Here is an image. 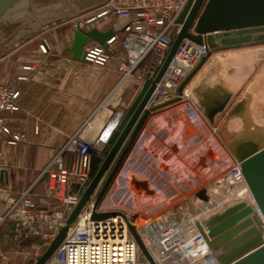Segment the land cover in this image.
Masks as SVG:
<instances>
[{
    "label": "water",
    "instance_id": "obj_1",
    "mask_svg": "<svg viewBox=\"0 0 264 264\" xmlns=\"http://www.w3.org/2000/svg\"><path fill=\"white\" fill-rule=\"evenodd\" d=\"M8 1L0 0V13ZM107 2L108 0L89 1L88 4H82V10L102 6ZM95 20L96 17L83 25L76 23L70 46L74 58L84 59L83 46L88 41L95 40L104 44L111 34L110 31L102 34L96 28L87 30L86 27ZM173 23L176 31L162 58L155 59L149 51L131 71V74H134L145 62L150 61L149 70L139 92L113 132L90 146L85 187L79 192L77 203L71 208L51 242L33 264H45L48 261L86 203L91 204L92 220L119 214L116 211L96 210L147 116L156 108L179 100L185 86L212 53L263 44L264 0H186ZM33 31L34 29L17 31L9 44L25 38ZM232 32L236 33L228 34ZM217 33H221L220 36L213 35ZM209 34L213 36L208 38ZM184 38L204 45L205 50L195 66L186 71L178 81L175 87L176 96L169 101L155 104L151 102L152 96L167 74L176 50ZM195 93L197 110L210 130L196 118L190 119L184 111L181 115L166 112L169 122L164 127V138L168 146L181 159L200 171H205L212 165L207 162V155L211 150L214 149L217 156L224 158L229 154L238 165L246 188L228 197L225 184L220 179H215L198 190L194 194L195 203L206 209V212L153 244L151 253L157 264H264V127L249 122V101L246 94L234 92L220 83L207 85L205 82L201 83ZM111 99L108 98L88 119L77 139ZM149 101V107L146 108ZM232 119L240 120L241 124L237 130L228 132L226 126ZM216 138L223 148L219 147ZM157 164L159 165L158 161ZM161 167L170 171L175 164ZM142 173L145 172H141V175L132 173L129 191L152 194L156 181ZM3 180L6 184L9 180L5 169L0 170V183ZM78 187V183L72 184L74 190ZM130 229L139 241L133 227L130 226ZM140 246L152 262L141 242Z\"/></svg>",
    "mask_w": 264,
    "mask_h": 264
},
{
    "label": "crops",
    "instance_id": "obj_2",
    "mask_svg": "<svg viewBox=\"0 0 264 264\" xmlns=\"http://www.w3.org/2000/svg\"><path fill=\"white\" fill-rule=\"evenodd\" d=\"M104 5L82 10L84 6L79 3L76 5L73 0H9L0 13V48L9 47L14 55V58L5 62L0 59V83L20 90L16 110L0 113V123L5 126V131L0 134V170H7L9 178L7 184L5 180L0 183V212L26 189L30 190L38 207L58 209L60 203L47 196L44 168L68 142L77 138L88 119L108 98H112L79 140L93 146L100 138H106L139 92L150 61L145 62L134 74L128 75L119 72L117 66L119 60L127 56L123 46L125 36L136 34L144 27L139 28L134 23L135 18L118 19L110 13H102ZM91 16H95L96 20L86 27L87 30L96 28L102 34L110 31L111 34L105 41L115 37L113 44L107 49L109 59L102 66L74 58L70 49L76 23L83 25ZM21 29L34 31L9 44ZM43 40L48 44L46 53L39 48ZM90 42L97 43L90 40L86 44ZM139 49L134 47L131 55L139 54ZM21 75L28 76L29 80H17V76ZM180 79L177 76L173 80L178 83ZM176 83L174 85L177 86ZM169 86L170 84L164 87L162 80L151 102H165L160 97ZM184 99L188 101L185 95ZM149 104L150 101L146 108ZM169 105L150 112L129 148L121 165L126 166L124 168L127 171H123L128 173L131 180L132 173L141 175L144 171L142 174H147L151 180L156 181L163 175L161 165H170L168 159L172 158L166 154L168 151L184 161L168 146L164 138V127L169 122L166 112L181 115L183 111L180 107L169 108ZM206 127L209 129L207 125ZM60 160L66 164L69 160L68 153H61ZM125 161L127 165L124 164ZM129 188L127 185L128 193ZM164 195L165 191L151 196V199L141 205V209L147 214L150 210L157 211L163 206L160 202ZM7 225L11 229L6 232L9 236H3L8 240L10 250V261L6 264H27L31 255L11 253L13 228L11 224ZM2 257L4 260L8 259L7 256Z\"/></svg>",
    "mask_w": 264,
    "mask_h": 264
},
{
    "label": "built area",
    "instance_id": "obj_3",
    "mask_svg": "<svg viewBox=\"0 0 264 264\" xmlns=\"http://www.w3.org/2000/svg\"><path fill=\"white\" fill-rule=\"evenodd\" d=\"M185 1L108 0L102 13H110L118 19L135 18L134 23L139 28L144 27L142 31L136 34L125 36L123 46L127 56L118 62L117 70L119 72L124 75L130 74L141 58L149 51L155 59L162 58L173 33L176 31V29L173 30L175 28L173 20L181 11ZM94 18L95 16H91L86 22ZM114 40L115 37L112 36L104 44L94 42L86 44L84 60L96 65H104L109 59L107 49ZM191 42L197 44L184 38L174 55V57L176 55L179 57L183 66L174 65L170 67L178 73L180 78L186 71L195 66L204 52L202 45L191 46ZM134 47L140 48L139 54L131 55ZM39 48L43 53H46L47 42L43 40ZM17 80L27 82L29 77L21 75L17 76ZM19 96L18 87L10 88L0 85V113L5 110H16V100ZM4 131L5 126L0 123V134ZM64 151L69 155L66 164L60 160V154ZM89 153L90 146L75 138L68 142L58 156L44 168L43 175L47 180V196L58 201L60 208L38 207L30 194V190L26 189L0 214V228L5 224H11L13 228L11 253L31 255V260L27 264H33L34 260L41 254L43 244L53 239L69 211L77 203L79 192L84 189L86 184ZM225 177L237 187H241L237 194L246 188L236 163L226 172ZM73 183L79 184L77 190L72 188ZM114 211L119 214L106 219L92 220L90 218L91 204L86 203L72 225V230L69 229L64 240L45 264H152V262L157 264L150 250L152 246L148 245L147 240L140 232L152 218L149 219L146 216L143 219L136 213L129 214L126 210L116 209ZM169 211H173V208ZM205 212L206 209L196 205L194 196L188 198L183 203L181 215L184 214L185 219L181 226ZM130 226L133 227L139 241L132 233ZM140 242L151 256L152 262L143 252Z\"/></svg>",
    "mask_w": 264,
    "mask_h": 264
},
{
    "label": "bare ground",
    "instance_id": "obj_4",
    "mask_svg": "<svg viewBox=\"0 0 264 264\" xmlns=\"http://www.w3.org/2000/svg\"><path fill=\"white\" fill-rule=\"evenodd\" d=\"M140 42L142 43V40H140ZM194 45L197 44L191 42V46ZM201 47L205 50L204 45ZM220 53L222 54V59L219 63ZM174 65L179 67L182 65V62L177 55L173 58L169 68ZM202 82H205L207 85L220 83L223 87L234 92L246 94L249 101L247 110L249 122L253 125L256 124L264 127V43L212 53L200 69H198L191 81L185 86L180 99L169 105V108H182L184 112L188 113L190 119L196 118L206 125L196 108L198 102L195 91L201 87ZM184 95L188 97L189 101H183ZM240 124V120L232 119L228 122L226 130H228V132L237 130ZM216 142H219L217 138ZM218 145L223 148L220 142ZM166 154L172 158V160L168 159V164H170L168 166H172L173 162L175 167L170 169V171H167L168 169H161L163 175L156 179V186L152 190V194L144 195L141 192L128 193L127 185H129L131 178L128 177V173L123 171L126 169L124 168L126 166L124 165L123 167V165H120L98 204L97 212H110L116 209L126 210V206H118L117 203L121 204L124 202L125 204L127 201L133 207L135 206L134 204H137L135 207L139 209L138 204L140 201H142L140 205L143 206L147 200L151 199V196L162 193L163 191H165V195L162 197L160 204L164 206L168 201L173 199L172 191L175 194V199L177 197L178 200H180L179 197L182 199L184 194H186L185 192L194 190L198 185L199 180H202V177L209 181L220 179L227 187L228 197L237 194L241 189V187H237L225 177L226 172H228L230 167L235 163L229 154H226V158H224L223 156H217L214 149L208 152L207 162L212 163V165L205 171L204 169L203 171H200L191 168L192 165L186 161L180 160L178 157L174 156L175 154H170L169 151L166 152ZM124 164L127 165L126 161ZM127 197L129 198L128 200H126ZM184 200L185 198L183 199V202ZM138 201L139 203H137ZM182 210V206H176L173 207V211H160L159 215L157 213L150 222L146 223L143 230L140 232L147 240L150 247L155 242L162 239L167 234L174 232L181 226L185 219V216H183L184 214L181 215ZM70 230H72V228H70Z\"/></svg>",
    "mask_w": 264,
    "mask_h": 264
},
{
    "label": "rangeland",
    "instance_id": "obj_5",
    "mask_svg": "<svg viewBox=\"0 0 264 264\" xmlns=\"http://www.w3.org/2000/svg\"><path fill=\"white\" fill-rule=\"evenodd\" d=\"M75 3H76V5L79 3L80 5H82V4H88L87 2H92V1H98V0H73ZM81 1V2H80ZM4 30V29H3ZM173 30H175V28H173ZM236 32H232V33H228V34H232V35H234ZM220 34L221 33H217V34H213V35H216V36H220ZM213 35H211V34H209V35H207V37L209 38L210 36H213ZM222 35H225V34H222ZM5 45V43L3 44V46ZM6 47H2V48H0V59H3L2 60V62H5V60H7V59H9V60H11L12 58H14V55H13V53H11L10 51H12L11 49H5ZM224 53H226V52H224ZM219 63L221 62V59H222V54L220 53L219 54ZM173 76H174V78H173ZM177 76H178V73H176V72H174L173 71V69H171V68H169L168 69V72H167V74L165 75V77H164V79H163V83H164V87H166L168 84H170V86H169V88H170V90H169V88L168 89H165V90H167L166 91V93L164 94V93H162L163 95H161V97H160V100H165V101H169V100H171V99H173L175 96H176V89H175V83L177 82V80H173V79H177ZM176 81V82H175ZM0 85H2V86H7V85H5V84H2V83H0ZM8 87V86H7ZM11 88V87H10ZM175 94V95H174ZM183 101H187L186 99H184ZM188 101H189V99H188ZM187 162V161H186ZM191 168H194L193 166H191ZM126 171H127V168H126ZM213 180H205L204 179V177H202V180L200 181L199 180V183H198V185L194 188V190H192V191H188V192H185L186 194H184V197L181 199L180 197H179V199L180 200H178V198L176 197V199H175V194L174 193H172L173 195H174V197H173V199L172 200H170V201H168V203L166 204V205H164V206H162V207H160L159 209H157V211H155V210H150L149 212H148V214L147 213H145L144 211L145 210H142L141 209V203H142V201H140V203H139V201L137 202V203H139L138 204V208L139 209H137L135 206H137V204H134V203H132V204H134L135 206L133 207V206H131V204L127 201V202H125V204H124V202H122L121 204H119V203H117L118 204V206H126L127 207V209H126V211L129 213V214H133V213H136V214H138L139 216H140V218H143L144 219V217H148L149 219L150 218H153V217H155L156 215H157V213H158V215H159V212L160 211H169V210H171L173 207H179V206H182L183 207V199L185 198V200H187L188 198H191L198 190H201L203 187H205V186H207L210 182H212ZM201 182V183H200ZM203 182H204V184H203ZM194 191V192H193ZM190 193V194H189ZM186 195H188V196H186ZM191 196V197H190ZM18 196H16V198H17ZM129 197V196H128ZM127 197V199L126 200H128L129 198ZM15 198V199H16ZM14 199V200H15ZM184 200V201H185ZM123 201V200H122ZM13 202V201H12ZM11 202V203H12ZM36 202V201H35ZM10 203V204H11ZM136 203V202H135ZM170 203V204H169ZM9 204V205H10ZM8 205V206H9ZM116 205V204H115ZM168 205V206H167ZM170 205V206H169ZM7 206V207H8ZM61 206H59V208H60ZM115 208H117V207H115ZM137 210H136V209ZM5 210H6V208H5ZM5 210H3V211H1L0 212V214L1 213H3ZM139 210V211H138ZM154 213V214H153ZM142 215H144V216H142ZM11 229V227L9 226V225H7V224H5L2 228H0V263H4V264H6V263H8L9 261H10V255H9V242H8V240L6 241V238H4L3 236L5 235L6 236V234L9 236V234L8 233H6V232H9V230ZM52 240V239H51ZM51 240H49L48 242H46V243H44L43 244V250H41V253L46 249V247L48 246V244L51 242ZM42 248V247H41ZM40 248V249H41ZM2 255L3 256H7L8 257V259L7 260H4L3 259V257H2Z\"/></svg>",
    "mask_w": 264,
    "mask_h": 264
}]
</instances>
